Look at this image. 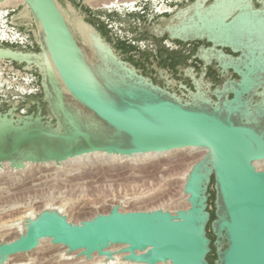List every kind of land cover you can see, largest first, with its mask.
Segmentation results:
<instances>
[{
  "label": "water",
  "instance_id": "1",
  "mask_svg": "<svg viewBox=\"0 0 264 264\" xmlns=\"http://www.w3.org/2000/svg\"><path fill=\"white\" fill-rule=\"evenodd\" d=\"M21 1L29 9L39 51L0 46V59L40 76L57 126L45 124L40 110L26 116L0 111V172L6 163L20 170L26 163L61 164L92 154L131 158L188 148L207 154L186 179L188 209L121 212L115 206L79 224L57 211H43L26 221L19 239L0 245V264L33 252L47 239L70 253L81 251L87 260L95 253L111 259L114 253L108 248L120 245L124 260L134 264H209L212 179L214 263L264 264V170L256 167L264 162V0H229L230 5L195 0L163 28L155 25L164 32L161 38L211 44L209 58L202 57L206 66L215 61L223 75L238 77L214 90L215 102L199 91H190L193 102L183 101L156 85L92 25L105 49L96 54L88 45L91 62L56 0ZM45 47L55 71L31 60ZM255 98L260 100L254 103Z\"/></svg>",
  "mask_w": 264,
  "mask_h": 264
},
{
  "label": "rangeland",
  "instance_id": "2",
  "mask_svg": "<svg viewBox=\"0 0 264 264\" xmlns=\"http://www.w3.org/2000/svg\"><path fill=\"white\" fill-rule=\"evenodd\" d=\"M12 1L13 2L8 3H5L6 1L0 2V5L9 3H14L16 6L19 5L18 22L22 26L34 29L31 19L25 20L19 17V15L24 12L25 5L16 3L15 1L17 0ZM56 1L65 15L79 45L91 62H95L94 55L83 36L75 29L74 23L77 19H83L86 22L90 21L94 27H99L98 29L100 32L113 45L118 41L113 37L114 33L109 27L110 24L114 25L113 28L115 26L117 27L124 39L131 38V40H134L138 45H132L130 42L127 43L126 40L121 41L133 47L134 50L131 51L133 53L123 52L117 48L118 55L122 57V59L130 62L131 59L137 61L140 59H151L152 61H156V56L161 54L167 56L168 53H174L171 49H175L176 46L178 49L183 48L184 44H177L175 41L169 39L163 40L161 38L164 33L163 30L158 29L155 25L161 24V28H163L169 23L168 19L174 16L179 9L186 8L195 0H189L179 5L177 4V6H179L177 9L172 5L171 14L168 15L158 14L163 12L162 5L164 2H167V0ZM131 1H135V4H128V2ZM172 1L175 2V0ZM211 2L212 1H209L207 4ZM176 3H178V1ZM70 7L73 8V12L70 10ZM168 40L171 41L173 45L172 48H168ZM138 47H140V50ZM201 59L203 60L202 57ZM147 67H149V65H146V68ZM138 69L140 73L152 78L148 75L151 72L149 69L145 70L143 66L138 67ZM225 77L230 78L231 74H227ZM157 83L160 84L161 81L159 80ZM196 88V91L193 92L194 94L198 93V91L200 92L198 84ZM202 94L205 98L209 99L214 94L208 81L205 82ZM176 95L183 99L182 96ZM190 95V100L183 99V101L193 102V96L192 94ZM67 99L68 103L74 109L81 110L80 106L73 102L71 98L68 97ZM259 100V98H255L254 103ZM24 106H26L27 112H30L27 115L38 113L40 110L45 124L57 126V121L50 111L42 90L38 96L28 99ZM10 109L13 110L16 115H20L19 111H16V108L5 106L0 103L1 112L5 113ZM195 156L197 155L195 154ZM191 158H193L191 155H176L169 158L167 163L161 165L155 162L145 165V163H141L143 159L138 157L135 164L128 165L116 162L119 166H117V164L115 167L107 165L105 162L103 164V161L99 163L94 160H87L88 163L83 162V164H77L75 163V161H77L76 159L61 164L31 163L35 169L55 167L38 174L35 178L30 180L25 179V177H23V179H19L20 177H18L17 179L18 175L25 176L26 174L22 173V169H12L10 164L6 163L3 165L0 172V245L2 243H8V239L17 236V230L14 228L18 223L21 225V237L26 232V221L28 219H36L43 211L47 210H54L61 215H65L68 221L74 224H79L90 218L93 219L99 214L106 215L110 213L114 206L124 207L123 209H125L126 212H129L128 209L132 212H148V210L151 212L164 209V211L169 210L170 213H175L181 209L184 210L186 207L184 200L187 199V197L183 199L182 188H184L186 183V179L184 178L190 167L188 163L190 164L192 162ZM186 160L189 161L187 162ZM161 166L164 168H160ZM5 167L9 168L4 169ZM38 178L43 180L39 181L38 185L31 186ZM7 180L9 182H7ZM30 181L32 182L30 183ZM209 189L211 193L215 192L214 185H210ZM209 208L210 211L215 209L214 203L210 204ZM121 210L122 209H120V211ZM30 213H34L35 215L30 217ZM10 227H12V229ZM51 244L52 242L49 239L42 240L37 250L30 253H23L22 255L26 254L24 256H20V254L12 256L4 264H16L17 262L18 264H64L59 257H61L63 253L65 254V252L66 254L70 253L67 247ZM98 260L100 262L102 258L96 261H94V259L88 260L81 264H93L94 262H98Z\"/></svg>",
  "mask_w": 264,
  "mask_h": 264
},
{
  "label": "bare ground",
  "instance_id": "3",
  "mask_svg": "<svg viewBox=\"0 0 264 264\" xmlns=\"http://www.w3.org/2000/svg\"><path fill=\"white\" fill-rule=\"evenodd\" d=\"M237 2L240 1L239 3L243 4L244 2H247L248 0H236ZM235 1V2H236ZM8 2H13L12 0H7L5 3H8ZM16 3H22L25 5V10L24 12H22L19 17L21 19H27V20H30L31 17H30V14H29V9L27 7V5L21 1V0H17L15 1ZM124 4H126L125 2H123ZM128 4H135V1H131V2H128ZM220 4H229V0H220ZM232 5V4H231ZM0 6H16V4L14 3H9V4H3V5H0ZM70 10L73 12V8L70 7ZM191 10L190 9H187V10H183L179 15L180 17H186L187 14L189 13V11ZM74 26H75V29L77 30V32L83 36L85 42L92 48V50H94L97 53H101L103 54V49H105V46H103L98 38V35L96 34V32L94 31V29L91 27L90 24H88L86 21H84L83 19H77L74 23ZM205 54L203 55V57L205 58H209V53L210 51H205L204 52ZM31 60H33L34 62H36L43 70L45 71H55L54 70V65H53V62H52V59L50 57V54H49V51L47 49V47H45V51L43 54H41L40 56H37V57H33ZM225 96V94H224ZM225 98V97H223ZM195 154L197 156H195ZM207 154V151H204V150H194V149H184V150H179V151H172V152H169V153H164V154H147V155H143V156H134V157H129V158H124V157H120V156H108L107 154H92V155H86V156H83V157H80V158H76L77 161H75V163L77 164H80L83 162L85 163H88L87 160H94L96 162H99L101 163L103 161V164L104 162L107 164V165H110V166H116L118 163L116 162H120V163H123V164H135L136 160H138V157L139 158H142L143 159V162L141 163H145L148 164V163H158L159 165L163 164V163H167V160L173 156H176V155H191L193 156L192 159V162L188 165L190 166L188 171L186 172L185 174V178L184 179H187L188 177V174L190 173V170L192 169V167L200 160L204 157V155ZM190 158V156H189ZM141 159V160H142ZM190 160V159H189ZM188 160V161H189ZM187 161V160H186ZM185 161V162H186ZM187 161V162H188ZM191 161V160H190ZM90 162V161H89ZM92 163V162H91ZM101 166H103L102 164H100ZM96 166V165H94ZM119 166V164L117 165ZM55 166H52L51 168H54ZM259 170H264V162L263 163H259L257 164L256 166ZM9 167H5L4 169H7ZM51 168H41V169H35V167H33L31 165V163H26L25 165V168L22 169V173H25L26 175L25 176H22V175H18L17 176V179L18 177H20L19 179H23V177H25V179L27 180H30V179H33L35 178L38 174L44 172V171H47V170H51ZM111 168V167H110ZM160 168H164V167H160ZM94 171V170H93ZM34 172V173H33ZM92 172V171H91ZM37 173V174H36ZM90 173V172H89ZM36 174V175H35ZM85 174V173H84ZM88 174V173H87ZM107 174V173H106ZM109 174V173H108ZM98 175V174H97ZM84 176V175H83ZM16 177V176H14ZM90 177V176H89ZM3 178V177H2ZM77 178V177H76ZM182 178V177H181ZM1 179V178H0ZM26 180V181H27ZM43 179L41 178H38L36 179L31 186H36L38 185V182L41 181ZM5 181V180H4ZM6 182V181H5ZM7 182H9L7 180ZM14 182V181H12ZM16 182V181H15ZM23 182V181H22ZM32 181H30L31 183ZM26 183V182H25ZM24 183V185H25ZM28 183V182H27ZM37 183V184H36ZM30 186V184H29ZM30 186V187H31ZM25 187V186H24ZM22 188V187H21ZM19 188V189H21ZM27 188V187H26ZM17 189V188H16ZM24 189V188H23ZM180 192H181V189H180ZM182 192H183V199H185L187 196L184 194V188H182ZM153 198V197H152ZM182 200V199H181ZM184 202L186 203V207L184 208V210L188 209V201L187 199L184 200ZM39 205V204H38ZM84 206V205H83ZM115 207V206H114ZM118 207V206H117ZM124 208V207H123ZM122 207L119 206V209H122L121 212H126L125 209H123ZM158 209V208H156ZM153 210V209H152ZM162 210V209H161ZM164 210V209H163ZM183 210V209H181ZM129 212H132L128 209ZM145 212V211H144ZM149 212V210H148ZM169 212V210H168ZM108 213V212H106ZM33 215H35L34 213L31 214L30 213V217H32ZM95 218V217H94ZM92 219V218H90ZM90 219H87V220H90ZM79 220V219H78ZM86 221V220H85ZM77 223V222H76ZM20 223H18L17 226H15V230H17V236L11 238V239H8L7 242L8 243H11V242H14L16 241L17 239L20 238V228H21V225H19ZM12 229V227H10ZM27 229V228H26ZM15 232V231H14ZM13 232V233H14ZM16 234V233H15ZM5 236V235H4ZM50 244V243H49ZM52 245V244H51ZM50 245V246H51ZM124 249L123 246H120V245H114V246H111L108 248L109 251L113 252L114 253V256L113 258L109 259V258H106V257H100L97 253L93 254L92 257L94 258H91L89 260H93L96 261L97 259L99 258H102V260L99 262H94L93 264H134V263H130V262H127L124 260V257L126 256L125 254H121L120 251ZM37 250V249H36ZM80 253L81 252H73V253H68L66 254L65 252V256L62 254L61 257H59L61 259V261L64 263V264H81V263H85L87 262L88 260L85 258V257H82L80 256ZM26 255V254H24ZM22 254H20V256H24ZM55 256V255H54ZM53 256V257H54ZM16 259V258H14ZM26 261V260H25ZM24 261V262H25ZM32 261V260H31ZM60 261V260H59ZM14 262V261H13ZM18 264V262L16 263ZM22 264H29V263H22ZM169 264V263H167Z\"/></svg>",
  "mask_w": 264,
  "mask_h": 264
},
{
  "label": "built area",
  "instance_id": "4",
  "mask_svg": "<svg viewBox=\"0 0 264 264\" xmlns=\"http://www.w3.org/2000/svg\"><path fill=\"white\" fill-rule=\"evenodd\" d=\"M182 4L188 2V0H175V3ZM172 0H167L162 5L163 12L158 13L161 15L171 14ZM176 3V4H178ZM178 8L177 5L174 6ZM18 9L17 6H0V45H9L18 48L25 52H32L37 48L36 38L34 36V29L20 25L18 22ZM18 12V13H17ZM113 24L109 27L113 30V37L116 40H126L127 43L132 45H138L134 40L124 39L121 32ZM168 48H172L171 41L167 42ZM140 50V47H138ZM171 49V51L177 50ZM41 84L39 77L35 71H28L23 69L22 66L16 63L0 59V103L5 106L16 108L21 116H25L30 112H27L24 104L28 99L34 98L41 93ZM22 108V109H20Z\"/></svg>",
  "mask_w": 264,
  "mask_h": 264
},
{
  "label": "flooded vegetation",
  "instance_id": "5",
  "mask_svg": "<svg viewBox=\"0 0 264 264\" xmlns=\"http://www.w3.org/2000/svg\"><path fill=\"white\" fill-rule=\"evenodd\" d=\"M211 46L212 45L207 42H192L184 44V47L181 49L174 50V53H168L172 59L170 63L175 61L179 62L174 68L170 65L164 67L163 64H161V60L157 57L156 61L148 59L149 67L147 68L151 71L148 75L152 77L151 79L155 84L182 96L185 100H190V91H196L197 84L200 92L203 93L204 85L207 81L210 83V88L214 92V90L218 86H222L228 78L218 69V65L215 61L209 66H206L205 62L201 59L206 49L211 48ZM223 52L233 57L238 56L229 49H223ZM230 74V79L238 80L236 75ZM159 80L161 81L160 84L157 83ZM231 97L232 96H230V98ZM210 99L214 102L217 101L214 94Z\"/></svg>",
  "mask_w": 264,
  "mask_h": 264
},
{
  "label": "trees",
  "instance_id": "6",
  "mask_svg": "<svg viewBox=\"0 0 264 264\" xmlns=\"http://www.w3.org/2000/svg\"><path fill=\"white\" fill-rule=\"evenodd\" d=\"M88 10V9H87ZM89 11V10H88ZM87 23H89L90 25H92L93 26V24H92V22H90V21H87ZM94 27V26H93ZM96 30H98L99 32H100V30L98 29V28H96V27H94ZM101 33V32H100ZM101 35H102V37L107 41V42H109L111 45H112V47L114 48V50L116 51V53H118V50H117V48L119 49V50H122L123 52H127V53H133V52H131L132 50H134V48L133 47H131L130 45H126L124 42H121V41H118V42H115V44L113 45L110 41H108L106 38H105V36L101 33ZM163 40H167L168 39V37H167V35H165V37H163L162 38ZM177 44H184V43H181V42H178V41H175ZM187 44V43H186ZM0 46H2V47H10V48H12V49H18V48H16V47H12V46H9V45H0ZM39 51V49H38V47L36 48V49H34L32 52H38ZM169 54H171V53H169ZM122 58V57H121ZM157 58L158 59H160L161 60V64H163V66L165 67V66H168V65H170L172 68H174L175 66H177L178 64H179V62H171L170 63V60H172L171 59V56L170 55H168L167 54V56H163L162 54L161 55H159V56H157ZM124 60V59H123ZM124 61H126V60H124ZM126 62H128V61H126ZM128 63H130L131 65H133L136 69H138V67H140V66H143V67H145V70L147 69L148 70V68H146V65H148V59H140L139 61H137V60H134V59H131V61L130 62H128ZM139 70V69H138ZM142 74V73H141ZM147 74V73H146ZM38 75V74H37ZM144 76H145V74H143ZM38 77H39V81H40V83H41V78H40V76L38 75ZM147 77V76H146ZM149 78V77H148ZM151 79V78H150ZM152 80V79H151ZM214 185V180L212 179V183H211V186H213ZM209 193H210V197H209V206H210V204H212V203H214L213 201L215 200V192L214 193H211V191H210V189H209ZM211 212V220H210V222H209V224H208V226H207V231H208V237L211 239V241H212V243H211V249H212V251H211V253L209 254V256H208V261H209V264H215L214 263V261L216 260V258H217V256H216V248H215V246H214V241H215V237H214V235L212 234V231H211V223H212V221L213 220H215V209H213V210H211L210 211Z\"/></svg>",
  "mask_w": 264,
  "mask_h": 264
},
{
  "label": "crops",
  "instance_id": "7",
  "mask_svg": "<svg viewBox=\"0 0 264 264\" xmlns=\"http://www.w3.org/2000/svg\"><path fill=\"white\" fill-rule=\"evenodd\" d=\"M188 1H189V0H188ZM179 4H180V3H178V5H179ZM172 5L175 6V5H177V4L174 2V3H172ZM178 7H179V6H178ZM117 41H119V40H117ZM156 57H157V56H156Z\"/></svg>",
  "mask_w": 264,
  "mask_h": 264
}]
</instances>
